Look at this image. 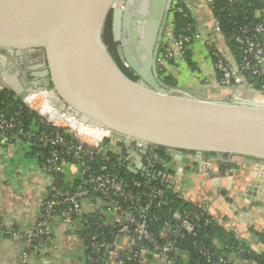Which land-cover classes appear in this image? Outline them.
I'll use <instances>...</instances> for the list:
<instances>
[{
  "label": "water",
  "instance_id": "water-1",
  "mask_svg": "<svg viewBox=\"0 0 264 264\" xmlns=\"http://www.w3.org/2000/svg\"><path fill=\"white\" fill-rule=\"evenodd\" d=\"M174 1L0 0V86L24 98L7 57L40 54L33 68L48 78L40 89L53 91L80 123L109 131L123 146L140 145L131 153L137 160L128 168L132 174L160 178L141 158L154 147L175 160L193 152L199 163L215 154L252 164L247 195L264 197V92L253 89L237 67L230 86L215 80L172 86L160 77V46L171 48L168 41L174 40L173 32L164 31ZM110 14L122 63L135 80L121 72L103 42ZM203 168L211 174L210 162Z\"/></svg>",
  "mask_w": 264,
  "mask_h": 264
},
{
  "label": "trees",
  "instance_id": "trees-1",
  "mask_svg": "<svg viewBox=\"0 0 264 264\" xmlns=\"http://www.w3.org/2000/svg\"><path fill=\"white\" fill-rule=\"evenodd\" d=\"M202 1L205 3L204 0ZM175 6H178L181 12H175L171 16L168 32H173L175 38L181 34L190 35L197 27L193 12L189 11L181 0L176 1ZM206 7L213 25L217 24L218 27L214 41L208 42L212 63L220 59L225 65L234 68L245 61H250V66H253L254 58L243 53L235 40L237 37L246 36L264 48V32H255V27L264 23V0H212L209 4L206 3ZM257 13L259 16H256ZM243 30H247L245 35L242 33ZM109 33V23L106 20L102 38L107 49L106 38ZM190 46L191 44H186L182 56L176 57L172 62L180 58L190 71H195L196 65L192 61ZM108 52L121 72L131 80H135L132 72L124 67L113 49H108ZM169 63L171 62L164 64L161 73L162 78L173 86L176 81L167 74ZM256 70L255 74L251 70L240 74L253 89L264 92V57L262 64L256 66ZM215 73L214 80L218 82L221 73L217 70ZM231 83L233 85L234 81L232 80ZM66 110L69 112L68 109ZM0 112H4L9 118L16 117L24 132L45 131L50 136L51 131L55 132L50 126L44 125L35 112L22 105L9 90L0 91ZM59 133L63 134L67 141L75 143L72 134L63 131ZM5 138L7 140L0 143V148L7 146L13 151H21L25 157L36 161L40 168L52 177V183L63 193L76 194L79 187L88 190V196L78 198L80 205L78 211L71 212L72 206L64 204L56 208L48 222H52L56 217L61 219L65 215L69 216L73 226L70 233L81 241L82 264H115L112 253L117 240L121 237L130 238L132 244L120 258L119 264H145L152 259H157L160 264H167L161 261L154 246L132 232H120L121 226H131L126 223L125 214L134 216L137 221H145L147 232L154 240L155 246L164 247L168 243L172 244L171 250L166 255L170 264H218L220 259L226 264H234L236 260L264 264V252L252 249L244 240L239 239L235 232L224 228L201 207L193 206L179 196L171 182V152L164 148L154 147L149 152L154 161L153 171L160 174V178L156 181L129 172L128 161L120 160L121 154L108 150L111 146L123 150L122 144L112 138L104 140L101 145L102 153L93 151L90 159L81 158L77 161L63 156L60 159L62 166L68 164L76 167L79 176L78 179L66 182L62 172L51 173L50 165L47 163L51 148L42 146L40 141L27 140L16 131L7 132ZM185 154L193 155V152H185ZM207 157L216 158L215 154H208ZM222 159L225 160L226 156ZM81 162H84L85 166H82ZM102 167L106 169L102 170ZM101 174L114 176L117 182L122 184V192L115 193L112 190L107 194L93 192L90 181ZM136 183L139 185L137 186ZM158 190L162 191L161 196L157 194ZM47 198H51L49 192ZM85 206H90L92 209L86 210ZM112 216L117 220H112ZM184 221L192 226L191 232L183 227ZM261 239L264 242V238ZM45 242L42 238L35 239V244H32L27 252L31 253L36 246ZM101 243L108 247L99 246Z\"/></svg>",
  "mask_w": 264,
  "mask_h": 264
},
{
  "label": "crops",
  "instance_id": "crops-1",
  "mask_svg": "<svg viewBox=\"0 0 264 264\" xmlns=\"http://www.w3.org/2000/svg\"><path fill=\"white\" fill-rule=\"evenodd\" d=\"M181 1L193 12L203 38L193 41L189 48L196 70L190 71L179 58L174 63H169L167 74L176 81L174 86L193 87L215 78L208 42L214 41L217 33L206 3L202 0ZM109 150L116 154L123 153L112 146ZM171 156V182L179 196L185 202L201 207L224 228L235 232L252 249L264 252V242L261 239L264 238V197L249 198L247 195L253 165L218 158H205L199 163L194 154L185 153L181 160H175L173 153ZM207 161L210 162L211 174H207V168H203V165L209 163ZM136 162L135 157L130 155L127 167L134 168ZM62 168L66 182L79 178L76 167L63 164ZM52 180L47 171L41 169L36 161L25 157L21 151H13L7 146L0 148V264H17L23 256L26 264H82L81 241L70 233L69 226L59 217L53 218L49 223L51 239L40 243L31 253L24 248L21 239L12 235H24L33 229ZM85 208L92 209L90 206ZM111 219L117 220L115 216ZM131 244L132 240L128 237L117 240L112 253L115 264H119L120 258ZM145 264L160 263L157 259H152ZM234 264L251 263L236 260Z\"/></svg>",
  "mask_w": 264,
  "mask_h": 264
},
{
  "label": "built area",
  "instance_id": "built-area-1",
  "mask_svg": "<svg viewBox=\"0 0 264 264\" xmlns=\"http://www.w3.org/2000/svg\"><path fill=\"white\" fill-rule=\"evenodd\" d=\"M178 1V0H177ZM205 3L209 4L212 0H204ZM181 12L180 8L178 6H173L171 10V16L173 13ZM215 32H218L217 24H215ZM247 30H243L242 33L245 35ZM256 33H262L264 32V23L258 24L255 27ZM203 38L202 33L198 30L196 27L194 31L190 34H181L178 37H174L173 42H171V48H164L160 58V68L164 69V64L169 61H173L176 57L182 56L183 51L185 50L186 44H192L193 41L200 40ZM236 43L238 44V48L245 54L250 55L254 58L255 64L253 66H250V61H245L243 64H240L238 68L239 74L244 71H252L253 74L257 73L256 66H259L262 64V60L264 57V48L258 43L253 42L251 39H248L246 36H241L236 38ZM216 56V54H214ZM214 69L219 71L221 73V78L217 82L223 86H230L232 83V80L237 76V72L234 71V68H231L227 65H225L222 60L218 59L213 63ZM241 75V74H240ZM4 88L0 86V91ZM23 103L26 105L27 108L28 105L25 102L24 98ZM34 103V100H33ZM31 109V108H30ZM55 110V109H54ZM44 115V114H41ZM42 123L46 126H50L55 132L51 131V136L45 131L38 132L37 130H31L24 132L22 130V126L19 123L18 119L16 117H7L6 114L3 112H0V136H1V142H6L5 135L7 132H13L16 131L20 136L26 138L30 141H40L42 142V146L51 148L50 156L47 160V163L50 165L51 173H61L62 172V163H60V159L63 156L71 157L72 159H75L77 161H80L81 158H91L93 151H96L97 153H102L103 147L101 146L104 140L110 139L111 136L104 137L98 142L93 143V147H88L85 145V142L83 141V138H91V131H81L79 126H73L74 123H71L69 119L65 118L64 116L59 117L58 121L55 120H47L41 118ZM84 124V123H81ZM88 125V124H85ZM72 129V130H71ZM59 131H63L65 133L72 134V139L75 141H67L65 136L63 134H60ZM113 136V135H112ZM121 144V143H120ZM114 147V146H112ZM109 150V148H108ZM133 150L140 151L141 147L139 144L134 143L130 146H124L121 154L120 160L128 161V158L130 157ZM151 152V151H149ZM149 152H146L145 154L141 155L142 162L146 168L147 171H153L154 161L152 157L150 156ZM173 160V157H172ZM82 166H85L84 162H81ZM106 168L102 167V170H105ZM92 185V191L93 192H100L103 194H107L110 190L114 191L115 193L122 192V184L120 182H117L116 178L114 176H110L108 174H101L97 177H94L90 181ZM138 186L139 184L136 183ZM159 196L162 195V191L158 190L156 191ZM49 193L51 194V198H46L41 206V211L38 216V223L37 227L32 229L30 232L24 235H19L17 233L12 234L13 237L17 239H21L23 242H29L31 243L28 248L32 246L35 239L42 238L45 241H49L52 237L51 231L49 229V220L53 217V213L59 206H62L64 204H68L72 206L71 212H76L79 210L80 205L78 198L88 196V190H85L81 187L78 188L76 194H67L60 191L54 183L51 184L49 188ZM62 219V222L65 223L69 228L72 230L73 226H71V220L68 215H65ZM125 221L126 223L130 224L131 226H121L120 232L122 233H129L132 232L138 238L145 241L146 243L154 246V250L158 251L157 254L159 255L162 262H166L167 264H170V261L167 259L166 255L171 250V243L166 244L164 247H157L154 244V240L152 239L151 235L147 232V226L144 220L137 221L134 216L125 214ZM183 227L188 232L192 231V226L187 223L186 221L183 222ZM70 230V231H71ZM26 243V244H29ZM95 247V245H92ZM101 247H108V245L101 243L99 244ZM17 264H26L25 257L23 256L21 260L18 261ZM218 264H226L224 260H219Z\"/></svg>",
  "mask_w": 264,
  "mask_h": 264
},
{
  "label": "flooded vegetation",
  "instance_id": "flooded-vegetation-1",
  "mask_svg": "<svg viewBox=\"0 0 264 264\" xmlns=\"http://www.w3.org/2000/svg\"><path fill=\"white\" fill-rule=\"evenodd\" d=\"M176 1L177 0L174 1L173 6L175 5ZM170 14H171V12H170ZM169 20H170V18H168V21H167V24H166V27L164 30L166 32H168V30H169L168 28L170 27V25L168 23ZM107 21L109 23V29H110L109 36L106 38L108 49H110V50L113 49L114 54L119 58V60L122 63V59H121V55H120L121 50H122V43L121 42H115L113 39L112 14H110L108 16ZM166 32L163 33V41L164 40L167 41ZM171 42H173V41L171 40ZM171 42L168 41L169 44H171ZM164 48H166V46L161 44L160 55H161ZM26 56H28V55H23L22 59L15 57V56H8L6 67H8V69H11L12 72H18V78H19L22 86L25 88V91L30 90L34 87L37 89H40L41 87L45 86L46 81L48 80L47 77L41 76V73L43 71L42 68H38V69L33 68L35 65H38V63L40 61V54H32L30 57H26ZM159 69H160V67H159ZM160 77L161 78L163 77L162 73L160 74ZM165 82H166V80H165Z\"/></svg>",
  "mask_w": 264,
  "mask_h": 264
},
{
  "label": "bare ground",
  "instance_id": "bare-ground-1",
  "mask_svg": "<svg viewBox=\"0 0 264 264\" xmlns=\"http://www.w3.org/2000/svg\"><path fill=\"white\" fill-rule=\"evenodd\" d=\"M38 96L39 97H42L43 100H44L43 102H45L43 108L39 110V113L40 114H44L45 116H47V118L49 120L52 119V120L58 121L59 118H55V116H53V115L56 112H59L60 113V117L61 116H64L65 118L69 119V121L71 123L75 122L76 123V126H79L81 131H83V132L84 131H87V132L91 131V134H90L91 135V138L84 137L83 138V141L84 142H88V143L90 142V144H92V143L98 142L99 140H101L104 137L112 136V133H110L109 131H107L105 129L95 128L93 126L81 124L79 122V120H78L77 117L72 118V115H71L72 111L68 107L64 106L58 100V98L53 93V91H46V90H43V89H39V90H35V91H33V90H27L25 92L24 100L27 103V105H28L29 108H31V109H35L36 108L35 107V99ZM33 100H34V103H33ZM58 106H61V107H64V108L68 109L69 110V113H68V111L60 112L61 110L58 109ZM105 132H107V133L106 134H103Z\"/></svg>",
  "mask_w": 264,
  "mask_h": 264
},
{
  "label": "rangeland",
  "instance_id": "rangeland-1",
  "mask_svg": "<svg viewBox=\"0 0 264 264\" xmlns=\"http://www.w3.org/2000/svg\"><path fill=\"white\" fill-rule=\"evenodd\" d=\"M161 70H162V68H160ZM197 72V71H196ZM16 98H18V100H19V102H21L22 103V105H24L25 107H26V105L23 103V99H21V98H19V97H16ZM42 97H37L36 99H35V109H30V108H28V109H30L31 111H33V112H35L40 118H43L44 120L45 119H47L48 120V118H47V116H45V115H41L40 113H39V110L40 109H42L43 108V106H44V104H45V102H43L44 100H43V98L41 99ZM39 100V101H38ZM41 100V101H40ZM40 104V105H39ZM40 106V107H39ZM58 109L59 110H61L60 112H63V111H67L64 107H61V106H58ZM69 113V112H68ZM71 115H72V118H75V116L71 113ZM53 116H55V118H59L60 117V113L59 112H56ZM74 124H73V126H76V123L75 122H73ZM72 130V129H71ZM107 132H105V133H103V134H106ZM113 135V134H112ZM112 138H114V135L113 136H111L110 137V139H112ZM118 142H120V141H118ZM85 145L86 146H88V147H93V143L92 144H90V142L88 143V142H85ZM38 218V217H37ZM38 219H36V221H35V225L33 226V229L34 228H36L37 226V223H38V221H37ZM26 243H29V242H24L23 243V245H24V248L27 250L28 249V247H29V245L31 244V243H29V244H26Z\"/></svg>",
  "mask_w": 264,
  "mask_h": 264
}]
</instances>
